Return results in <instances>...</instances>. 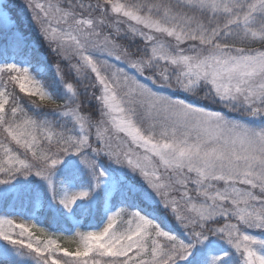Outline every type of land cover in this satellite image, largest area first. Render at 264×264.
I'll return each instance as SVG.
<instances>
[{
  "label": "snow or ice",
  "instance_id": "snow-or-ice-1",
  "mask_svg": "<svg viewBox=\"0 0 264 264\" xmlns=\"http://www.w3.org/2000/svg\"><path fill=\"white\" fill-rule=\"evenodd\" d=\"M0 0V264H264V0Z\"/></svg>",
  "mask_w": 264,
  "mask_h": 264
},
{
  "label": "rangeland",
  "instance_id": "rangeland-1",
  "mask_svg": "<svg viewBox=\"0 0 264 264\" xmlns=\"http://www.w3.org/2000/svg\"><path fill=\"white\" fill-rule=\"evenodd\" d=\"M7 2L13 8V11L16 7H18L17 9H20V12H15V11L14 12L19 17L20 20L24 21L27 24V28L30 29L31 31H33L31 24H30V21H29V18H28V14L25 12L24 8L21 7L24 3V0H7ZM29 24H30V26H29Z\"/></svg>",
  "mask_w": 264,
  "mask_h": 264
},
{
  "label": "trees",
  "instance_id": "trees-1",
  "mask_svg": "<svg viewBox=\"0 0 264 264\" xmlns=\"http://www.w3.org/2000/svg\"><path fill=\"white\" fill-rule=\"evenodd\" d=\"M17 8L18 7H16L14 9V11L15 12H20V9H17ZM19 21H20V28L25 33V35L28 36V38L31 39V40H33V41L38 40V37L36 36L35 32L34 31H31L30 29H28L27 28V24L24 21H22L20 19H19ZM29 26H30V24H29Z\"/></svg>",
  "mask_w": 264,
  "mask_h": 264
}]
</instances>
